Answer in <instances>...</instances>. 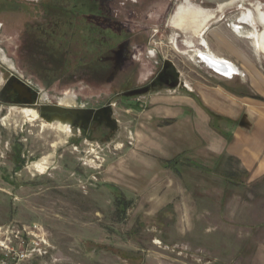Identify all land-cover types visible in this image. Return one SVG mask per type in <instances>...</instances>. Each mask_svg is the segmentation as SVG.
<instances>
[{"label":"rangeland","instance_id":"obj_1","mask_svg":"<svg viewBox=\"0 0 264 264\" xmlns=\"http://www.w3.org/2000/svg\"><path fill=\"white\" fill-rule=\"evenodd\" d=\"M180 1L116 0V22L129 36L123 46L133 50L121 56L116 48L60 79H48L62 66L32 40L23 8L0 17V50L12 64L0 55V223L42 226L49 256L33 264H253L264 244V176L251 180L236 158L203 150L199 137L197 147L187 146L173 121L150 114V99L221 87L240 96L243 114L249 106L263 112L264 53L254 27L230 7L209 23L205 47L195 43L236 75L209 68L168 25ZM165 60L176 86L123 95L148 83ZM12 76L37 91L30 102ZM107 103L117 128L90 132L94 109ZM179 152L176 167L166 166Z\"/></svg>","mask_w":264,"mask_h":264},{"label":"flooded vegetation","instance_id":"obj_2","mask_svg":"<svg viewBox=\"0 0 264 264\" xmlns=\"http://www.w3.org/2000/svg\"><path fill=\"white\" fill-rule=\"evenodd\" d=\"M116 0H0V17L9 7H21L25 16H30L25 22V26L32 34V40L36 43L42 42L47 50L46 59L61 64V75L55 77L51 75L48 79H60L63 74L70 72V77L81 66H90L93 62H97L107 58L104 56L110 54L114 49H121V56H125L124 52H131L132 47L123 46V42L128 41L129 36L125 32V28L116 22L113 5ZM125 1V0H121ZM136 1V0H126ZM181 0L173 9L168 18V25L182 33L181 44L190 49L191 46L197 47L195 38L200 39V44L205 47V38L195 35L196 31L202 24L198 21L195 24L189 22V17L181 15L187 7H193L199 10H205L213 13L214 20L220 21L225 11L230 7H236L239 10L237 16L245 19L246 23H250L254 30H258V25L253 22L255 20L264 21V2L261 0ZM212 1H215L212 2ZM62 2L64 4H62ZM202 4H210L211 6H202ZM252 17V18H251ZM251 19V20H250ZM187 28L189 39L184 38L183 30ZM208 28V27H207ZM205 32V31H204ZM176 47L177 44L174 43ZM3 60L12 66L11 62L3 55ZM127 56H131L129 53ZM135 59V56L132 57ZM4 80V72L0 68V83ZM15 89L21 87L20 93H24L26 101L30 102L35 90H29L25 84L18 81L17 76H12ZM177 82V72L171 63L165 60L153 78L146 83L150 90L157 89L162 85ZM144 86V85H143ZM138 87H132L134 89ZM129 89V90H130ZM19 95V94H18ZM20 96L17 97V99ZM65 98H61L63 103ZM110 103L94 109L90 118L89 131H111L117 128L114 118L111 116ZM27 110H32L26 108ZM61 118L60 116H57ZM55 118V117H54ZM64 119V118H63ZM69 120V119H65ZM70 122V120H69ZM73 125L74 122H72ZM75 127V126H74ZM108 137V134L106 135ZM108 139V138H107Z\"/></svg>","mask_w":264,"mask_h":264},{"label":"crops","instance_id":"obj_3","mask_svg":"<svg viewBox=\"0 0 264 264\" xmlns=\"http://www.w3.org/2000/svg\"><path fill=\"white\" fill-rule=\"evenodd\" d=\"M257 84L264 91L261 79H257ZM242 103L238 94L217 87L198 94L152 96L150 114L155 118L173 121L174 126H178L181 131V139H187V146L197 147L199 137L203 150L217 156L226 154L236 158L240 166L249 173V178L256 180L264 176V111L260 112L249 106L248 111L243 114ZM208 110L221 119L214 122ZM179 123L184 125L180 127ZM191 141L194 145H190ZM180 153L182 152L173 158ZM260 216L263 215L260 213ZM255 258L256 264H264L263 243L256 247L254 262Z\"/></svg>","mask_w":264,"mask_h":264},{"label":"built area","instance_id":"obj_4","mask_svg":"<svg viewBox=\"0 0 264 264\" xmlns=\"http://www.w3.org/2000/svg\"><path fill=\"white\" fill-rule=\"evenodd\" d=\"M49 248L47 235L39 224L0 223V264H33L49 256Z\"/></svg>","mask_w":264,"mask_h":264},{"label":"bare ground","instance_id":"obj_5","mask_svg":"<svg viewBox=\"0 0 264 264\" xmlns=\"http://www.w3.org/2000/svg\"><path fill=\"white\" fill-rule=\"evenodd\" d=\"M212 2L215 3V1H212ZM181 15H185L186 17H189L188 19L191 24H195L198 21L202 22V24L200 25V28L196 31V34H195L199 36H201L204 33L209 23L214 20V16H215L213 13L205 11V10H199L197 8L193 10V7L191 6L187 7L185 12L182 13ZM252 19H253V22H255L258 25V28H259L258 30H255L256 49L264 53V21L255 20V18H252ZM182 32L184 34V38L186 40L189 39V35L187 34L188 29L185 28ZM190 49H193L196 52L197 56L201 59V61L204 62L209 68L213 69L214 71L224 76H227V77H230L231 75L236 73V70L231 63L224 61L222 59L216 58L214 55L204 52L198 49L197 47L191 46ZM26 111L29 114H32L33 112L37 116L34 110L33 111L26 110Z\"/></svg>","mask_w":264,"mask_h":264},{"label":"trees","instance_id":"obj_6","mask_svg":"<svg viewBox=\"0 0 264 264\" xmlns=\"http://www.w3.org/2000/svg\"><path fill=\"white\" fill-rule=\"evenodd\" d=\"M208 113L210 114V116L212 117V120L214 122L218 121L219 119H221V117H219L218 115H215L214 113H212L211 111L208 110ZM166 122H169V121H166ZM227 122L229 123L230 121L227 120ZM215 126V125H214ZM186 164H189V165H194V166H198L200 167L199 165L195 164V162H192V161H185ZM179 163V157H175L173 159H170V160H165V164L166 166H168L169 168L173 169L176 167V165ZM203 168V167H202ZM204 170H206L205 168H203Z\"/></svg>","mask_w":264,"mask_h":264},{"label":"water","instance_id":"obj_7","mask_svg":"<svg viewBox=\"0 0 264 264\" xmlns=\"http://www.w3.org/2000/svg\"><path fill=\"white\" fill-rule=\"evenodd\" d=\"M176 85H177V82H172V83H169L167 86L174 87ZM149 90H150L149 85H144V86H141L138 88L130 89V90L124 92L123 95L124 96H137V95L147 93V92H149ZM109 109H111V108L109 107Z\"/></svg>","mask_w":264,"mask_h":264}]
</instances>
